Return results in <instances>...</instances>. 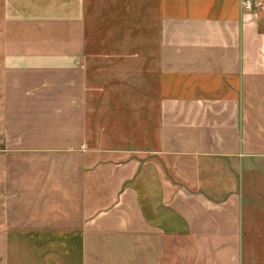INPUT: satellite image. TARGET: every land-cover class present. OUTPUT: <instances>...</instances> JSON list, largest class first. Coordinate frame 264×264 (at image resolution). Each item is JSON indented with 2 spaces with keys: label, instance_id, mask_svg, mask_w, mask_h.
<instances>
[{
  "label": "crops",
  "instance_id": "1",
  "mask_svg": "<svg viewBox=\"0 0 264 264\" xmlns=\"http://www.w3.org/2000/svg\"><path fill=\"white\" fill-rule=\"evenodd\" d=\"M260 202L264 0H0V264H264Z\"/></svg>",
  "mask_w": 264,
  "mask_h": 264
},
{
  "label": "rangeland",
  "instance_id": "2",
  "mask_svg": "<svg viewBox=\"0 0 264 264\" xmlns=\"http://www.w3.org/2000/svg\"><path fill=\"white\" fill-rule=\"evenodd\" d=\"M98 45V44H97ZM92 78V83L95 84V86L97 87L98 93L102 95V97L104 96V94L107 96V74H97L96 76H91ZM95 78V79H93ZM100 89L104 90V91H99ZM261 206H264L263 202L258 203ZM263 251H257V257H263Z\"/></svg>",
  "mask_w": 264,
  "mask_h": 264
},
{
  "label": "built area",
  "instance_id": "3",
  "mask_svg": "<svg viewBox=\"0 0 264 264\" xmlns=\"http://www.w3.org/2000/svg\"><path fill=\"white\" fill-rule=\"evenodd\" d=\"M245 7H246L247 10H251L253 8V5L250 2L247 1Z\"/></svg>",
  "mask_w": 264,
  "mask_h": 264
}]
</instances>
